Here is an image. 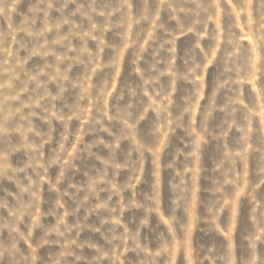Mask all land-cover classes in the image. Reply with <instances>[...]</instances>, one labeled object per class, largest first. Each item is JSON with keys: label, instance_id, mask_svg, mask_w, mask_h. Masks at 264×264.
<instances>
[{"label": "rangeland", "instance_id": "obj_1", "mask_svg": "<svg viewBox=\"0 0 264 264\" xmlns=\"http://www.w3.org/2000/svg\"><path fill=\"white\" fill-rule=\"evenodd\" d=\"M0 264H264V0H0Z\"/></svg>", "mask_w": 264, "mask_h": 264}]
</instances>
